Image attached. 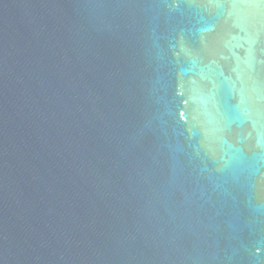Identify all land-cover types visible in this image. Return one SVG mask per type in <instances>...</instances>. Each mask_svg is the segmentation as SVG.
<instances>
[{
  "label": "water",
  "instance_id": "obj_1",
  "mask_svg": "<svg viewBox=\"0 0 264 264\" xmlns=\"http://www.w3.org/2000/svg\"><path fill=\"white\" fill-rule=\"evenodd\" d=\"M0 264H264V0H0Z\"/></svg>",
  "mask_w": 264,
  "mask_h": 264
}]
</instances>
